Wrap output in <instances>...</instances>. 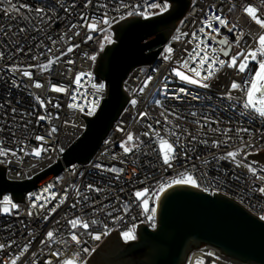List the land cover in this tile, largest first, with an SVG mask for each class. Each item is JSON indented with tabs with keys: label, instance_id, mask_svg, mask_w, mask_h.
I'll use <instances>...</instances> for the list:
<instances>
[{
	"label": "built area",
	"instance_id": "obj_1",
	"mask_svg": "<svg viewBox=\"0 0 264 264\" xmlns=\"http://www.w3.org/2000/svg\"><path fill=\"white\" fill-rule=\"evenodd\" d=\"M190 1L188 10L162 45L158 63L139 65L125 78L123 87L129 101L91 160L64 165L60 173L27 192L25 201L17 202L9 194L0 198V244L5 245L0 249V264H11L12 260L16 264H62L65 260L85 264L113 230L117 229L121 236L132 230L135 238L140 223L154 230L158 226L160 200L175 184L173 181L182 178L181 174L191 175L197 182L196 188L210 195L212 191L226 195L254 215L264 216V193L260 191L264 168L255 160L258 155L254 153L264 150V118L244 109L243 91L234 90L232 99L226 97L233 81L243 85L254 73H239L235 68L216 65L214 75L204 81L210 85L208 88L175 75V71H181L200 79L195 75L200 71L201 77L207 76L208 65L201 68L199 64L203 52L200 58H190L198 44L210 58L215 56L225 62L242 50H256L264 29L244 9L252 5L264 17V0ZM11 2L17 5L16 11H6L11 6L0 0V149L7 152L0 155V165L6 166L9 179L24 180L62 160L65 150L83 134L85 117L98 110L106 86L96 75L95 67L106 32L112 31V26L121 20L161 13L159 8H149L152 3L167 4L168 9L171 2ZM122 4L127 7H121ZM36 9H42L43 13L38 14ZM130 11L132 15H128ZM214 15L221 16L229 27H236L229 31ZM105 20L109 23H104ZM206 21L212 28H219V35L206 27ZM89 24H95V30H89ZM201 27L204 32L199 31ZM241 34L237 45L235 41ZM225 38L229 43L221 44ZM69 47L73 49L71 52L67 51ZM169 47L173 49L171 53L166 52ZM221 49L228 51L229 56H224ZM166 56L169 58L165 59ZM185 60L188 68L183 67ZM257 67L256 62L250 63V69ZM25 71L31 76L23 75ZM35 82L42 87L36 88ZM53 86L66 91H53ZM133 99L137 101L135 106L131 104ZM143 113L147 115L142 117ZM40 116L45 119H39ZM165 117L171 123H166ZM154 130L174 145L171 167L163 163ZM144 132L152 134L144 136ZM129 133L134 140L125 146L132 147V151L125 153L121 144ZM177 136L179 144L175 143ZM34 149H41L40 156L33 154ZM229 152L237 154L235 159L227 156ZM143 190H148L147 211L145 198L135 197V192ZM5 197L16 207L6 205ZM5 207L9 211L5 212ZM153 214L154 219H148ZM77 218L89 223V228L73 229L69 221ZM93 220L97 223L92 224ZM105 227L108 235L99 241L88 235V232L103 233ZM49 231L54 234L52 239L47 237ZM73 233L81 240L80 244L71 240ZM210 247L213 246L204 245L194 252ZM84 248L89 251L84 252Z\"/></svg>",
	"mask_w": 264,
	"mask_h": 264
},
{
	"label": "water",
	"instance_id": "obj_2",
	"mask_svg": "<svg viewBox=\"0 0 264 264\" xmlns=\"http://www.w3.org/2000/svg\"><path fill=\"white\" fill-rule=\"evenodd\" d=\"M168 1L171 6L164 12L124 19L112 26L113 41L104 45L95 67L105 82V95L96 113L85 117L83 134L65 150L62 160L31 178L9 179L6 166L0 165V198L9 194L17 202L25 201L27 192L60 173L64 165L91 160L129 101L125 78L139 65L158 63L162 45L191 3ZM202 245H211L244 264H264V219L226 195L178 184L160 200L156 229L140 223L137 237L131 240L113 230L86 262L184 264Z\"/></svg>",
	"mask_w": 264,
	"mask_h": 264
},
{
	"label": "snow or ice",
	"instance_id": "obj_3",
	"mask_svg": "<svg viewBox=\"0 0 264 264\" xmlns=\"http://www.w3.org/2000/svg\"><path fill=\"white\" fill-rule=\"evenodd\" d=\"M2 2H5L7 4H9L11 7L10 9H5L6 11H16L17 10V5L13 4L11 2V0H2ZM90 2V0H89ZM121 7H127V5H121ZM149 8L152 9H156L159 8L161 12L165 11L167 9V4H164L163 6H161L160 4L157 3H152L149 5ZM31 10V9H30ZM38 14H42L43 10L42 9H36L35 10ZM244 11L246 12V14L250 17V19L252 21L255 22V24H257L261 29H264V17H262L261 15L258 14V9L252 5L246 6ZM133 13L130 11L128 13V15H132ZM137 14L142 15V16H146L147 13L146 12H138ZM216 21L219 22L220 25L229 28V31H232L233 28H235V25H232L231 27L228 26V24L225 22L224 19L221 18V16L219 15H214L213 17ZM25 19H27V17H25ZM104 23H109L108 20H105ZM206 27L212 29L213 32H215L217 35H219V28H212V24L210 22H205ZM89 30H95L96 25L95 24H89L88 25ZM200 32H204V28L201 27L199 29ZM193 39L196 38V33H193ZM207 35V34H206ZM241 37H237L235 43L238 45L240 42ZM176 39H178V37H175ZM214 39V37H212ZM88 39H91V37L89 36ZM201 43H203V41H201ZM221 44H228L229 41L227 38L222 39L220 41ZM258 44L259 47L256 50L253 51H244L242 50L241 52L237 53L236 55H233L230 57V59L225 62L224 60L218 59L215 56H213L212 58H210L208 56V53L206 51H203L202 49H200L199 44L196 46V48H194L192 50V52L194 53V56H191L190 58L195 60L197 58L201 57V53L203 52V57L199 59V64L200 67L203 68L205 64L208 65V73L207 76L201 77V73L200 71H196L195 75L196 77H200V79H193L187 75H185L183 72L181 71H175V75L178 76L181 80L183 81H187L188 83H193V84H200L201 87L204 88H208L210 85L208 83H205L204 81L211 78L214 75V71L216 70V65H219L220 67H224L225 65L228 68H235L237 69V71L239 73H246L248 71H252L254 74L250 76V78L248 80H245L243 82V85L241 83H237L236 81H233L230 85V89L228 91V93H226V97L228 99H232V91L234 90H241L245 93L246 99L245 102L243 103V107L244 109H251L253 110L255 113H257L259 115V117L264 118V34L259 35L258 37ZM73 49L71 47L68 48V52H71ZM173 51L172 48H167L166 52L171 53ZM224 56H229V52L225 51L223 49L220 50ZM213 52H215V50H213ZM0 56H2V53H0ZM92 59H95V57H91ZM169 57H165V59H168ZM209 60L211 62H209ZM251 62H256L258 64V67L255 70L250 69V63ZM52 61H49V64H51ZM68 63H72V61H69ZM43 67V66H42ZM183 67L188 68V61L185 60L183 62ZM23 75L25 76H31V74L27 71H25L23 73ZM80 80V76L79 74L76 77V83L78 84ZM34 86L36 88H40L42 87V85L39 82H35ZM147 86V83L145 84V87ZM101 88L103 87L102 85L100 86ZM53 91L56 92H63L66 91V89L61 88V87H55L53 86L52 88ZM141 92H143V88L140 89ZM181 92H183L184 90L181 89ZM41 105L44 104V101H40ZM156 103L159 105L160 102L156 101ZM131 104L133 106H135L137 104V101L135 99H133L131 101ZM13 111H15V109H13ZM144 115H147L146 113L141 114V116L143 117ZM161 115H164V113L162 112ZM192 115H196L195 113H192ZM179 118V117H177ZM39 119L43 120L45 119L44 116H40ZM165 122L166 123H171V121L167 120V117H165ZM157 123L159 124L160 121H157ZM148 127L151 129V125H148ZM178 127V125L176 126ZM56 129L53 128L52 132H55ZM240 131H248L247 129H241ZM152 133L150 132H144L143 135L144 136H149ZM154 135L158 138V142H159V152L162 154V159H163V163L164 165H167L168 167H171V161L173 159H175L174 156V145L173 143H170L167 139H164L162 136H160V132L159 131H155L154 130ZM172 135H176L175 133H172ZM37 140H43V137H36ZM134 140V136L133 134L129 133L127 135L126 141L123 142L121 144V147H123L124 152L128 153L132 151V147H128L125 146L126 144H129L130 142H132ZM135 140H139V137H135ZM179 140L180 137L177 136L175 143L179 144ZM135 146V145H134ZM33 154L35 156H40L41 154V149H34L33 150ZM0 155H7V152H5L4 150L0 149ZM236 153L235 152H229L227 153L228 157H232L233 159H235L236 157ZM221 159H223V157H221ZM250 167V166H249ZM113 171H122V170H116V169H112ZM251 170V168H250ZM182 178L173 181V183H177V184H181V183H187V184H191L192 186L196 187L197 182L196 180L191 176V175H187V174H181ZM89 189H92L93 186L92 185H88ZM95 191H100L99 189H94ZM160 190H163V185H161ZM260 191L262 193H264V188H261ZM148 194V190H143V191H137L135 192V197L137 199H141V198H145L146 195ZM4 203L7 204H11V202L8 200L7 197L4 198ZM143 203L145 205V211H147V199L145 198L143 200ZM75 205H73L74 207ZM12 208H15L16 205L15 204H11ZM5 212L9 211L8 207H5L4 209ZM125 211H127V206H125ZM154 212V210H153ZM31 214V213H30ZM109 215H111L109 213ZM148 219L152 220L154 219V214L153 216H149ZM261 219H264V216L261 217ZM92 224H96L97 221L93 220L91 221ZM69 224L71 225V227L73 229H76L77 227H82L84 230H87L89 228V223L87 222H83L81 221L79 218L77 219H73L69 221ZM53 232L49 231L47 233V237L49 239L53 238ZM88 235H90L92 237V239L99 241L101 240L102 236L104 235H108V229L107 227H105V230L103 233L100 234H93L91 232H88ZM122 236L125 240H131L134 239V235L132 234V230L129 231H125L122 233ZM71 240L76 242L77 244L81 243V240L78 238L77 234L73 233L71 235ZM5 247V245L0 244V249H3ZM25 251H27V249L25 248ZM84 252H88L89 249L84 248L83 249ZM94 251V249H93ZM208 255H213L212 253H208ZM11 264H16V260H12ZM62 264H74V261L72 260H65L62 262Z\"/></svg>",
	"mask_w": 264,
	"mask_h": 264
},
{
	"label": "bare ground",
	"instance_id": "obj_4",
	"mask_svg": "<svg viewBox=\"0 0 264 264\" xmlns=\"http://www.w3.org/2000/svg\"><path fill=\"white\" fill-rule=\"evenodd\" d=\"M181 184H186V185L192 186L191 184H187V183H181ZM174 185H178V184L175 183L172 186H174ZM172 186H170V187H172ZM208 253H212L213 255H208ZM214 259L217 260L220 264H236L237 263L234 260H231L230 258L221 255V253L214 247H210V248H208L205 251H201V250L200 251H195L191 255V260L190 261H192L193 264L194 263L211 264L210 261H212Z\"/></svg>",
	"mask_w": 264,
	"mask_h": 264
},
{
	"label": "rangeland",
	"instance_id": "obj_5",
	"mask_svg": "<svg viewBox=\"0 0 264 264\" xmlns=\"http://www.w3.org/2000/svg\"><path fill=\"white\" fill-rule=\"evenodd\" d=\"M113 41V32L112 31H108L106 32L105 34V37H104V40H103V43L104 45L107 44V43H110ZM254 153H256L258 155L257 158H255V160H258V162L260 163V165L264 168V150H257L255 151ZM262 188H264V184H262ZM123 237V236H122ZM124 239V238H123ZM204 245H202L201 247H203ZM200 247V248H201ZM221 255L225 256L224 254L221 253ZM211 264H220L217 260H212L210 261ZM74 264H79L77 262L74 261ZM87 264V262L85 263ZM184 264H190V259L187 260ZM194 264H199V263H194ZM201 264V263H200Z\"/></svg>",
	"mask_w": 264,
	"mask_h": 264
}]
</instances>
